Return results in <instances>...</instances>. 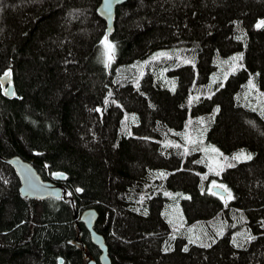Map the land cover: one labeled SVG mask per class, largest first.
Instances as JSON below:
<instances>
[{"label":"trees","instance_id":"obj_1","mask_svg":"<svg viewBox=\"0 0 264 264\" xmlns=\"http://www.w3.org/2000/svg\"><path fill=\"white\" fill-rule=\"evenodd\" d=\"M100 2L0 0V264H264V0Z\"/></svg>","mask_w":264,"mask_h":264},{"label":"water","instance_id":"obj_2","mask_svg":"<svg viewBox=\"0 0 264 264\" xmlns=\"http://www.w3.org/2000/svg\"><path fill=\"white\" fill-rule=\"evenodd\" d=\"M125 2L126 0H101L96 13L105 22L107 35L113 34L117 9L124 5ZM0 86L5 98L12 99L14 97L15 90L10 74L0 76ZM7 162L13 166L18 176L22 197L35 200H45L47 198H64L67 200L65 190L58 184L44 181L31 163L19 157L8 159ZM53 178L56 181H61L65 179V176L54 175ZM211 190L217 195L226 196V193L219 187H213ZM98 217L99 214L96 209L90 208L80 214L78 221L84 225L89 232L91 243L99 250L98 264H112L106 239L95 229ZM88 264L96 263L94 260L89 259Z\"/></svg>","mask_w":264,"mask_h":264},{"label":"rangeland","instance_id":"obj_3","mask_svg":"<svg viewBox=\"0 0 264 264\" xmlns=\"http://www.w3.org/2000/svg\"><path fill=\"white\" fill-rule=\"evenodd\" d=\"M210 150H214V149L209 148V153H211ZM214 151H216V150H214ZM209 153H208V160H209V159H212V163H215V162H216L217 165H218V162L216 161L217 158H216V157H213V155H209ZM217 153H218V152H217ZM243 155H244V154H243ZM238 156H239V155H238ZM238 156L236 157V160L239 159ZM244 156H245V158L248 157V155H244ZM212 157H213V158H212ZM176 209H177V208H176ZM176 209L173 210L172 214L177 213V212L179 211V209H177V210H176ZM172 216H173L174 218H177V215H172Z\"/></svg>","mask_w":264,"mask_h":264}]
</instances>
